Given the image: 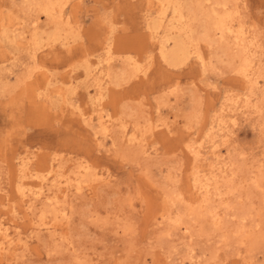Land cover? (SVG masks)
<instances>
[{
    "label": "rangeland",
    "instance_id": "rangeland-1",
    "mask_svg": "<svg viewBox=\"0 0 264 264\" xmlns=\"http://www.w3.org/2000/svg\"><path fill=\"white\" fill-rule=\"evenodd\" d=\"M37 1L0 0V233L14 239L10 250L21 244L0 252V264H264V242L248 252L244 244L224 245L216 232L200 233V224L187 231L166 221L181 210L174 197L198 203L193 173L211 167L213 150L243 165L236 178L264 162V0H229L228 6L235 12L233 30L249 42L251 81L233 68L238 59L231 65L223 53L228 41L213 47L199 40L192 49L204 63L196 54L177 66L166 63L162 48L172 43L152 39L146 16L170 17L173 5L60 0L66 1L60 20L61 6L46 16ZM174 1L210 9L217 0ZM59 20L69 30L66 45L49 38ZM201 27L195 25L198 37ZM208 33L221 40L220 31ZM31 53L42 67L35 68ZM137 63L141 71L132 73ZM90 65L127 74L101 98L96 75H86ZM42 73L53 75L51 84L44 85ZM55 86L78 101L89 123L60 99L45 98ZM125 133L135 135L132 142ZM79 163L90 164L97 176L80 182L87 184L81 191L73 182L65 191L66 216H42L49 200L35 198L37 183L59 174L63 190L66 180L77 178L71 169Z\"/></svg>",
    "mask_w": 264,
    "mask_h": 264
},
{
    "label": "bare ground",
    "instance_id": "bare-ground-1",
    "mask_svg": "<svg viewBox=\"0 0 264 264\" xmlns=\"http://www.w3.org/2000/svg\"><path fill=\"white\" fill-rule=\"evenodd\" d=\"M45 1L46 2L44 3H42L41 0L40 2L37 1L38 5L43 10L44 14L46 16H49L53 14L52 10H54V6L56 5L58 7L61 6L60 7L61 8L60 9V12H61L60 20H63L62 10H63V7L65 6L66 1L65 2L64 1L61 2L60 0H48V1L45 0ZM159 2L163 6L173 5L174 8H173L172 15L169 17L167 16L166 13H163V12H160L155 17H151L147 15L146 23H147L148 29L151 31L152 39L153 38L157 39V38L162 37L164 39V42L161 39L160 40L164 43V45H166V42L172 43V47L170 46L171 49L166 50L165 46L164 45H163L164 47L162 46L163 48H162L161 56H162V59L166 63L173 65V66L180 65L184 63L187 59H189L191 54L198 55L199 59H201L203 61L202 63H204L205 62L204 58L202 57L199 50L192 49V47L198 46L199 40L203 39L206 42L210 41V45L213 47L214 46L216 47V45L217 47H219V45L224 46L223 42L228 41L227 44L225 45L226 47L224 48L222 47L224 49L223 53L227 55L228 57H230L229 62L231 63V65L234 64L235 58H237L239 62L238 64L233 66L235 71H238L239 74L241 73L242 76L248 78L247 80H250V81L252 80L254 73H252L253 75L249 73L250 71L249 67H251V65L253 64V61H252V64L250 65L251 63L249 60L250 58L248 59L246 57L247 53L250 52L248 51L249 42L247 41L246 37L243 36L241 30L235 32L231 26V21L235 19L234 18L235 12L231 11V9L228 8L229 0H217L215 3L213 2L214 6H212L210 9H204L205 7L202 5L204 7L203 8L199 4H196L195 6L188 5L190 2L179 3L175 1L173 2V0H159ZM221 6H222V11L219 10ZM167 17L169 18L166 21L165 19ZM60 20L56 23L54 22L56 25L54 26V29L50 31L49 38L52 39L53 41H59L61 44L66 45L67 42H70L68 38L69 30L65 27L66 25L64 26L63 23L62 24L60 23L64 21H60ZM199 23H200V26H203L201 27V29L203 28L205 32L204 35L201 37H198L197 31L195 29V25ZM68 26H70L69 21L67 23V27ZM210 30L220 31L221 40H219L218 42H216L215 40H211L210 34L208 33V31ZM233 33H234V43L235 44L231 45L229 42V38ZM6 34L8 33L6 32ZM39 34L35 36L37 45L41 44V41H42V38ZM212 34L213 32H211V35ZM9 37L11 38V40L14 41V39H12L11 36H8V38ZM30 56H32V59L35 62V65H36L35 68L38 69L42 67L40 66V64L36 62V58H35L36 53H31ZM215 57H218V55H216ZM110 62L111 61H108V64ZM102 67L101 69L97 71L94 69V67H91V65L90 67L86 68V72H87L86 75H91V74L96 75V77L93 80H95V83L99 88L97 89L98 90L97 92H99V95L101 98L105 96L106 91L109 87V84H112V83L118 84V82L124 77H126V74H127V71H125V69L120 70V72H115L111 68V65H109L108 67L106 66V68H102ZM140 71L141 69L138 63L137 65L134 64L132 66V69H131L132 73L140 72ZM42 75L43 77H41V74L39 75V77H41L45 81L44 82L45 86L52 83L53 75H48L46 73H42ZM254 77H256V75ZM90 78H93V77H89V79ZM253 83L251 86L254 85ZM39 87H37V89ZM53 89H54L53 92H51L50 94H48V92L45 93L46 99L51 100L52 97H56L60 99L64 103H67L66 105L67 107H71L73 110H76L83 117V120L86 123H89L87 113L85 112L84 108L79 106V104L77 103L78 101L76 102L75 100L71 99V97L68 98L67 95H64V91L66 94V90L63 87L55 86L53 87ZM92 96L90 95L91 98ZM56 98H54V100ZM97 100H100V99L97 98ZM94 103L95 102L93 101L90 102L92 106L94 105ZM93 110L94 112L96 111L95 108ZM103 132L105 133L107 131L103 128ZM124 136L125 137L129 136L128 141H131V142L135 138V135L133 133H130V134L125 133ZM212 153H214L213 154L214 156L212 160H210L209 165L211 167H209L206 172H204V170H200V168L197 167L195 169V172L193 173V176H194L193 179H194V182L196 183L195 187L197 188V191L200 193V198L198 200V203H193V202L185 203L186 201L181 200L182 198H177V196L175 195L176 197H174L175 199L174 201L177 200L178 204L181 203L182 205L181 210L179 209L180 211L179 212L177 211L178 213L176 216L170 215V217L166 221L168 222V225H170V227H178L180 224L181 226L179 227H182V224H183L184 229L186 230L187 228H189L187 225L194 226L196 223L200 224L199 225L201 229L200 233L202 232L204 234H209V233L216 232L218 236L221 238V240L224 242V245H229L232 243L233 244L236 243V245L244 244V247H247L244 249L250 252L253 249H255L256 246H258L261 242L262 243L264 242V162L258 161L259 160L258 159L255 164H251L252 166L255 165V167H253L254 169L253 168L248 169V171H250L248 175L245 174L246 176L244 175L241 178H236L235 175L237 174L236 173L237 171L240 170L241 172V170H246V169H243V165L235 164L236 162L233 165V162L228 163L226 160H221L219 158V154L216 149L213 150ZM197 156L198 155L195 154V158H197ZM243 159H246V158L244 157ZM262 160H264V157ZM251 162L253 163V161ZM243 163H246V161H244ZM249 166H250V163H249ZM75 169L77 170H73V169L71 170L75 171L74 177H77V178L74 179V181L73 180L71 181L70 179L66 180L65 184L67 186H65L63 190L60 189V187H61V184H63L64 182L61 179L62 176H60L59 174H57L56 178H54V180L48 184L44 182V180L46 179L41 180V181L38 179L40 183H37L39 186L37 185L38 189L37 191L34 192L33 195H35L36 199L46 196L45 200L46 201L49 200V202L47 201V203L44 204L45 209L42 213V216H46V214L50 212L55 215H58L60 212H62L64 216H66L67 211L64 207L67 205L68 195H67V192L65 191L71 188V185H73L72 182L76 184V187H75L76 190L81 191L83 188H85L87 184L85 186L83 185L84 187H82L80 185V182L91 181L92 178L97 176V174L94 172V168H92V166L87 163H79L75 167ZM72 171H69V173H71ZM49 177L51 176L49 175ZM21 178L23 177L21 176ZM47 191L51 193L46 194ZM58 191H61L64 193L63 198H60ZM168 194L169 193H167V195ZM171 195L173 194L168 195L169 196L168 198H172ZM254 197L257 198V201L254 199ZM172 204L173 203H170V205ZM46 222L47 221L45 219L42 221L43 224H46ZM48 228L50 229V227ZM188 230H190V228ZM13 242H14V239L9 234L0 233V252L3 254L4 252L9 251L11 249V245L13 244ZM19 245L18 244L15 245L14 249L10 251H14L18 249ZM248 252H246V254ZM250 254H252V252Z\"/></svg>",
    "mask_w": 264,
    "mask_h": 264
}]
</instances>
